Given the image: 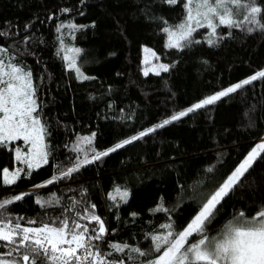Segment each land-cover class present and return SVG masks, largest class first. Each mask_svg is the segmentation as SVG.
I'll use <instances>...</instances> for the list:
<instances>
[{
	"label": "trees",
	"instance_id": "1",
	"mask_svg": "<svg viewBox=\"0 0 264 264\" xmlns=\"http://www.w3.org/2000/svg\"><path fill=\"white\" fill-rule=\"evenodd\" d=\"M182 17V0L176 6L164 0H0V32L5 33L0 47L8 48L7 61L33 74L49 150L47 165L33 170L31 177L21 175L15 185L0 187V198L33 193L2 210L4 215L24 217L25 223L41 221L46 213L60 215L74 201H80V212L94 204L109 230L101 244L104 252L112 251L108 241L148 249L150 235L161 224L173 222L180 230L190 222L206 196L264 138V79L83 166L69 178L33 188L59 175L58 165L66 168L85 153L91 157L90 147L107 150L264 70L261 31L221 28L225 38L209 46L207 30L200 29L194 34L200 43L183 50L167 48L162 29L179 24ZM69 24L78 30L64 27L57 32ZM61 37L67 47L81 50L77 64L89 79H78L63 53L57 54ZM145 46L158 55L157 62L170 66L168 72L143 74ZM93 133L91 146L81 144L83 152L73 151L81 137ZM22 143L0 147V184L2 169L16 167L14 147ZM116 186L129 192L127 203L118 207L107 198ZM52 194L60 200L58 207L45 209L35 203L37 196L49 199ZM161 202L167 211H154ZM261 205L264 154L218 206L208 234L216 235L236 213L251 216ZM128 255L126 250L109 259L139 264Z\"/></svg>",
	"mask_w": 264,
	"mask_h": 264
},
{
	"label": "snow or ice",
	"instance_id": "2",
	"mask_svg": "<svg viewBox=\"0 0 264 264\" xmlns=\"http://www.w3.org/2000/svg\"><path fill=\"white\" fill-rule=\"evenodd\" d=\"M170 6H176L181 0H164ZM183 17L179 24L163 27L167 35L166 47L183 50L193 43L194 34L200 29L207 30L206 42L215 45L225 36L219 29H241L246 32H264V4L260 0H182ZM68 11V9H64ZM167 25V21H164ZM67 27L73 32L78 30L75 24L60 25V32ZM5 33L0 32V36ZM227 35H231L229 31ZM8 48L0 47V147H7L14 141H23L26 151L19 147L14 149L16 161L26 165L27 170L16 168L10 171L2 169L0 187L15 185L21 178L31 177L34 169L49 163V150L46 143L48 129L40 116V104L37 100L36 88L31 70H26L14 62H5ZM143 74L168 72L167 64H152V58L159 60L154 51L143 49ZM81 50L67 47L60 38L58 55L69 70H74L78 79H89L77 65L76 57ZM264 79V70L237 82L213 95H209L192 104L185 110L172 114L161 122L139 131L135 135L116 143L104 151L89 148L83 159L77 155L70 166H57L59 175L53 174L50 179L33 186L34 189L45 188L58 180L71 177L83 166L94 163L112 152L141 140L145 136L164 128L174 121L189 115L196 110L212 105L223 97H227L239 89ZM92 136L81 137L74 146L76 153L83 152L81 144L92 145ZM264 154V138L247 153L235 169L219 184V186L200 203L196 214L186 226L177 230L173 222L164 223L154 234L150 235L151 246L148 249L134 247L128 243L108 241L106 246L112 251L104 252L101 244L109 235L105 221L95 213L96 205L85 206L83 212L77 211L80 201H74L71 207H65L55 217L45 214L41 221L26 220L24 217L11 218L2 210L15 202L23 200L33 193L15 194L10 198H0V264H125L123 259H109L113 253L129 254L128 259L139 261V264H264V205H261L251 216L240 211L219 229L216 235L208 234V226L215 220L222 206V201L240 183L241 179L253 166V163ZM212 171V169H209ZM129 192L116 186L107 198L118 207L119 202L127 203ZM119 198V201L118 199ZM35 203L41 208H52L60 205L55 194L49 199L37 196ZM154 211H167L161 202ZM74 213V215H69ZM133 216L136 213H132ZM87 221V223H82ZM38 226H32L37 225ZM94 225V226H93ZM134 254V255H133ZM143 258V259H140Z\"/></svg>",
	"mask_w": 264,
	"mask_h": 264
},
{
	"label": "rangeland",
	"instance_id": "3",
	"mask_svg": "<svg viewBox=\"0 0 264 264\" xmlns=\"http://www.w3.org/2000/svg\"><path fill=\"white\" fill-rule=\"evenodd\" d=\"M144 48H149V49H151L150 47H148V46H145ZM143 48V49H144ZM152 51H153V49H151ZM157 55V54H156ZM144 56H145V53H144V51H143V59H144ZM158 56V55H157ZM6 57V56H5ZM4 57V59H5V62L7 63V62H9V61H7L6 60V58ZM149 58L152 60V64L153 65H155V64H160L159 62H157V60L156 59H154V58H152L151 56H149ZM78 65V64H77ZM144 67H145V65H144ZM162 72H160V74H161ZM149 74H155L154 72H150ZM224 98V97H223ZM222 99V98H221ZM220 99V100H221ZM218 102V101H217ZM216 102V103H217ZM14 142H16V141H14ZM23 142V141H22ZM261 142V141H260ZM16 147H19L22 151H26L27 150V146L24 144V143H22V144H18V145H15V147H14V149L16 148ZM14 154H15V151H14ZM16 160V159H15ZM254 164V163H253ZM44 166V165H43ZM16 168H23V169H27L26 168V165H24L22 162H19V161H16V167L13 169V170H11L10 169V171H14ZM34 170H36V169H34ZM21 175H23V173H21Z\"/></svg>",
	"mask_w": 264,
	"mask_h": 264
}]
</instances>
